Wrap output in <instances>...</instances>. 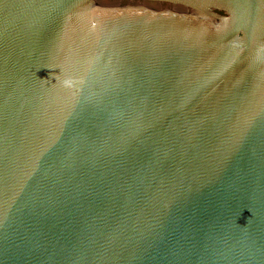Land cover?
Segmentation results:
<instances>
[{"label":"water","instance_id":"obj_1","mask_svg":"<svg viewBox=\"0 0 264 264\" xmlns=\"http://www.w3.org/2000/svg\"><path fill=\"white\" fill-rule=\"evenodd\" d=\"M0 264H264V0H0Z\"/></svg>","mask_w":264,"mask_h":264}]
</instances>
